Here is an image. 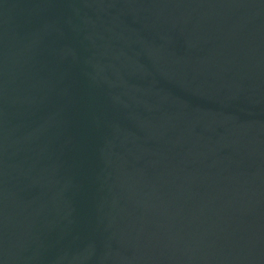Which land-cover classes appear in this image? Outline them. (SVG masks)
Segmentation results:
<instances>
[{"label": "water", "instance_id": "1", "mask_svg": "<svg viewBox=\"0 0 264 264\" xmlns=\"http://www.w3.org/2000/svg\"><path fill=\"white\" fill-rule=\"evenodd\" d=\"M0 264H264V0H0Z\"/></svg>", "mask_w": 264, "mask_h": 264}]
</instances>
